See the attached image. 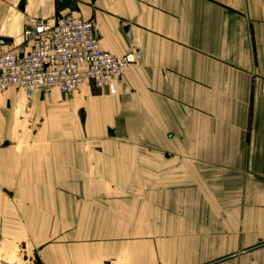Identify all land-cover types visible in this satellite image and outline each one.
Wrapping results in <instances>:
<instances>
[{
    "label": "crops",
    "instance_id": "crops-1",
    "mask_svg": "<svg viewBox=\"0 0 264 264\" xmlns=\"http://www.w3.org/2000/svg\"><path fill=\"white\" fill-rule=\"evenodd\" d=\"M70 13L133 62L0 89V264H264V0H0V51Z\"/></svg>",
    "mask_w": 264,
    "mask_h": 264
},
{
    "label": "built area",
    "instance_id": "built-area-1",
    "mask_svg": "<svg viewBox=\"0 0 264 264\" xmlns=\"http://www.w3.org/2000/svg\"><path fill=\"white\" fill-rule=\"evenodd\" d=\"M132 62L130 57H116L101 49L93 21L71 13L53 24L34 20L20 44L0 51V89L14 88L29 98L53 91L71 96L89 83L99 89L112 87ZM2 241L0 228V245Z\"/></svg>",
    "mask_w": 264,
    "mask_h": 264
},
{
    "label": "rangeland",
    "instance_id": "rangeland-1",
    "mask_svg": "<svg viewBox=\"0 0 264 264\" xmlns=\"http://www.w3.org/2000/svg\"><path fill=\"white\" fill-rule=\"evenodd\" d=\"M111 88V89H110ZM10 90H15L16 92H18V93H23V92H21V91H19V90H17V89H14V88H12V89H9V90H7V91H10ZM101 90V92L102 93H105V92H107V91H109L108 93L110 94V95H113V94H115V93H117V90H116V88H115V85L113 84V86L112 87H110V86H107L105 89H100ZM2 92H5V91H3L2 90ZM54 93V91L53 92H51V93H49V94H47V95H43V94H41L43 97H46V96H49V95H51V94H53ZM24 94V93H23ZM40 94V93H39ZM65 97V96H64ZM66 99H68V98H72V96H67V97H65ZM63 128H65V129H69L70 131H73V125H72V123H65V124H63ZM76 139H79V135H77V137H76ZM127 154V151L125 150V151H123V152H121V155H123V156H125ZM101 164V163H100ZM100 164H97V167L96 166H94V169L92 170V171H89V169L88 168H82L81 169V171H82V174H91L90 172H93V174H104L103 172L105 171V173L106 172H108V171H110V168L109 167H107L106 165H102L103 167H98V165H100ZM86 167H88V166H86ZM85 169H87V170H85ZM103 170V171H102ZM116 170H119V174H122V170H123V173L125 174V172H127V171H131V169H127L125 166H124V168H122V166H120L118 169H116ZM126 170V171H125ZM100 171H102V172H100ZM115 171V170H114ZM84 227V226H83ZM79 235H81V237H82V241H83V243H86V244H88L89 243V232L88 231H85V230H82L81 232H79L78 233ZM66 235H67V239H71V236L73 235V233H66ZM88 250H89V248H84L82 251H83V254H84V252L86 251V252H88ZM35 260H36V263L37 262H41L40 260H39V257L38 256H35Z\"/></svg>",
    "mask_w": 264,
    "mask_h": 264
},
{
    "label": "water",
    "instance_id": "water-1",
    "mask_svg": "<svg viewBox=\"0 0 264 264\" xmlns=\"http://www.w3.org/2000/svg\"><path fill=\"white\" fill-rule=\"evenodd\" d=\"M10 44H12V40L0 38V45L5 46V45H10Z\"/></svg>",
    "mask_w": 264,
    "mask_h": 264
},
{
    "label": "trees",
    "instance_id": "trees-1",
    "mask_svg": "<svg viewBox=\"0 0 264 264\" xmlns=\"http://www.w3.org/2000/svg\"><path fill=\"white\" fill-rule=\"evenodd\" d=\"M37 264H42L41 262H37Z\"/></svg>",
    "mask_w": 264,
    "mask_h": 264
}]
</instances>
